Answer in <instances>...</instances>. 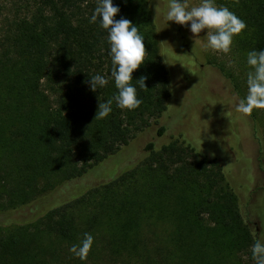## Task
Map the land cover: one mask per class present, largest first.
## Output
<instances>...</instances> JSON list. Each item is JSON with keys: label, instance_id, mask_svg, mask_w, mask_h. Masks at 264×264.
I'll return each instance as SVG.
<instances>
[{"label": "trees", "instance_id": "1", "mask_svg": "<svg viewBox=\"0 0 264 264\" xmlns=\"http://www.w3.org/2000/svg\"><path fill=\"white\" fill-rule=\"evenodd\" d=\"M215 2L247 25L234 37L237 51L264 49V0ZM96 4L12 0L0 8V264H254L255 222H262L250 211L260 198L264 207V140L254 111L246 116L261 179L252 191L243 185L253 201L246 210L222 165L180 136L148 142L135 163L69 191L137 134L154 125L158 138L165 134L158 123L173 85L162 35L169 33L171 51H185L188 41L185 26L164 22L168 0H113L115 19L139 28L146 51L132 74L142 103L120 109L107 33L89 22ZM208 65L243 98L220 65ZM97 73L109 83L92 92L89 78ZM141 77L146 88L136 82ZM110 99L111 113L95 119L99 103ZM84 233L94 243L80 260L69 248Z\"/></svg>", "mask_w": 264, "mask_h": 264}, {"label": "rangeland", "instance_id": "2", "mask_svg": "<svg viewBox=\"0 0 264 264\" xmlns=\"http://www.w3.org/2000/svg\"><path fill=\"white\" fill-rule=\"evenodd\" d=\"M11 2L12 0H0V8L10 6ZM198 2L199 0H188L190 6ZM158 28L164 29L159 22ZM184 34L188 40L185 51H171L168 44L172 45L173 42L168 38L169 33L162 35L168 48L163 53V58L171 72L169 74L173 85L168 109L158 123L165 128V134L158 138L155 125L137 134L116 155L71 185L69 191L75 190V186L85 190L135 163L141 158L148 142H155L158 146L167 143L171 137L180 136L201 155L216 159L222 165L227 180L238 190L243 209L246 210L247 203L253 204L251 191L261 179V174L257 166V145L252 136L251 125L246 115L235 110L238 97L228 81L208 65H220L233 78L240 95L244 97L247 94V73L251 70L246 63L247 56L237 51L234 44L228 53L210 50L204 39L206 31L195 37L189 31V26H185ZM253 111L257 114L260 135L264 140V109ZM245 183L251 189L247 194L243 192ZM53 197L62 200L65 195L55 192ZM260 201L261 198L250 213L262 222L261 227L256 221L255 228L260 240H264V207Z\"/></svg>", "mask_w": 264, "mask_h": 264}, {"label": "clouds", "instance_id": "3", "mask_svg": "<svg viewBox=\"0 0 264 264\" xmlns=\"http://www.w3.org/2000/svg\"><path fill=\"white\" fill-rule=\"evenodd\" d=\"M120 8L113 0H97L95 9L89 19L90 23L98 24L107 33L108 55L111 60V79L117 89L114 96L116 106L120 109L133 110L142 101L137 97V89L133 85L132 74L142 66L145 57L144 37L139 28L126 18L115 19ZM164 22L169 26L173 22L180 26H189V31L199 37L206 31V47L215 52L228 53L234 37L246 28V23L226 6H217L215 0H199L189 5L188 0H168ZM246 63L251 69L247 73V94L239 98L235 110L248 115L254 109H264V49L252 50L247 53ZM145 77L136 82L142 88ZM90 90L96 92L109 83L102 74L89 78ZM113 100L99 103L95 119H104L112 111ZM94 243L90 233H84L78 244H73L69 251L80 260H85ZM254 264H264V240L257 239L251 247Z\"/></svg>", "mask_w": 264, "mask_h": 264}]
</instances>
